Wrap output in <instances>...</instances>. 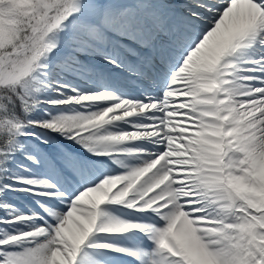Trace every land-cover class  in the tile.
Segmentation results:
<instances>
[{"label":"snow or ice","instance_id":"obj_1","mask_svg":"<svg viewBox=\"0 0 264 264\" xmlns=\"http://www.w3.org/2000/svg\"><path fill=\"white\" fill-rule=\"evenodd\" d=\"M0 264H264V0H0Z\"/></svg>","mask_w":264,"mask_h":264}]
</instances>
